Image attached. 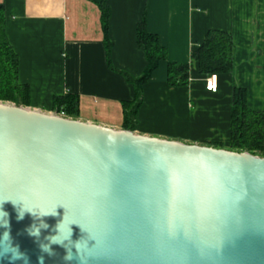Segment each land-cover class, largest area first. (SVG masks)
I'll use <instances>...</instances> for the list:
<instances>
[{
    "label": "water",
    "instance_id": "water-1",
    "mask_svg": "<svg viewBox=\"0 0 264 264\" xmlns=\"http://www.w3.org/2000/svg\"><path fill=\"white\" fill-rule=\"evenodd\" d=\"M28 264H264V157L0 101V201ZM19 202L57 215L17 219ZM64 217L66 249L39 245ZM0 216V223L3 222ZM48 225L39 237L27 229ZM0 264H10L7 256ZM11 264H24L23 260Z\"/></svg>",
    "mask_w": 264,
    "mask_h": 264
},
{
    "label": "crops",
    "instance_id": "crops-1",
    "mask_svg": "<svg viewBox=\"0 0 264 264\" xmlns=\"http://www.w3.org/2000/svg\"><path fill=\"white\" fill-rule=\"evenodd\" d=\"M102 0H0L5 35L18 57V81L30 90L28 107L51 109L53 96L78 97L77 120L122 129V103L133 88L107 62ZM109 11L110 64L137 77L145 66L136 26L166 49L142 86L133 132L187 144L228 143L232 87L246 90L247 106L264 111V0H104ZM231 35L233 69L219 76L215 93L191 65L207 31ZM190 64L185 87L167 85V63Z\"/></svg>",
    "mask_w": 264,
    "mask_h": 264
},
{
    "label": "trees",
    "instance_id": "trees-1",
    "mask_svg": "<svg viewBox=\"0 0 264 264\" xmlns=\"http://www.w3.org/2000/svg\"><path fill=\"white\" fill-rule=\"evenodd\" d=\"M101 25L105 35V48L109 67L121 75L133 88V100L122 103V129L134 131L136 114L142 101V86L150 79L160 61L167 60L166 49L160 46L155 34L148 33L144 18L136 26V48L144 55L145 66L139 76L133 77L126 72L114 69L110 64V47L107 40V20L109 11L104 0L100 4ZM234 46L228 32L209 30L202 43L191 53V65L204 79L214 74L217 77L228 75L233 69ZM190 64L167 63V85L171 88L185 87L189 79ZM244 88L232 87L230 93L229 137L228 143L213 142L209 146L223 145L224 149L248 152L264 157V111H254L247 106ZM0 101L15 105H30L28 85L18 81V57L5 35L3 6L0 4ZM51 109L59 115L75 119L78 116V97L75 94L53 96Z\"/></svg>",
    "mask_w": 264,
    "mask_h": 264
},
{
    "label": "clouds",
    "instance_id": "clouds-1",
    "mask_svg": "<svg viewBox=\"0 0 264 264\" xmlns=\"http://www.w3.org/2000/svg\"><path fill=\"white\" fill-rule=\"evenodd\" d=\"M5 201H11L12 204L15 206L18 204V202H14L12 200H2L0 201V216L3 218H6L3 220L2 223H0V226L7 228L8 226V220H7V213L2 210V205ZM20 206L17 208V219L20 220L23 218L25 212L33 215L35 218L39 219L40 217H46V216H53L55 217L57 215L56 213V207H53L48 210H38V211H33L29 207H25L23 205V202H19ZM73 223H69L66 226V231H65V223H64V217L62 220L56 223L55 225V234H52L48 237H46L48 243H41L39 245V248L41 252L47 253L49 255L52 254V250L50 245L56 244V245H61L66 249V255L64 259L66 261H70L73 259V253L71 251V248L65 247V241L71 242V245L75 247L77 250V253L80 251V241L78 240L76 242H73L70 237H71V228L69 227ZM48 225L43 222L41 219L39 226L32 225L27 229V234L32 237H39L40 234V229L41 228H47ZM7 256L8 260L11 262L17 261V260H23L24 264H28V258L27 256L22 253L19 250L18 245H13L11 243V238L9 235L8 231H5L2 235H0V258H3ZM37 262L38 264H44V257L39 256L37 257Z\"/></svg>",
    "mask_w": 264,
    "mask_h": 264
},
{
    "label": "built area",
    "instance_id": "built-area-1",
    "mask_svg": "<svg viewBox=\"0 0 264 264\" xmlns=\"http://www.w3.org/2000/svg\"><path fill=\"white\" fill-rule=\"evenodd\" d=\"M205 89L208 92L215 93L217 90V77L214 74L207 76L204 79Z\"/></svg>",
    "mask_w": 264,
    "mask_h": 264
},
{
    "label": "rangeland",
    "instance_id": "rangeland-1",
    "mask_svg": "<svg viewBox=\"0 0 264 264\" xmlns=\"http://www.w3.org/2000/svg\"><path fill=\"white\" fill-rule=\"evenodd\" d=\"M48 113H54V112H48ZM215 148H217V146H216ZM218 148H220V149H224L223 145L218 146ZM258 156H259V155H258Z\"/></svg>",
    "mask_w": 264,
    "mask_h": 264
}]
</instances>
